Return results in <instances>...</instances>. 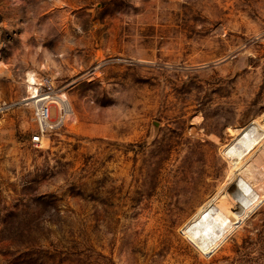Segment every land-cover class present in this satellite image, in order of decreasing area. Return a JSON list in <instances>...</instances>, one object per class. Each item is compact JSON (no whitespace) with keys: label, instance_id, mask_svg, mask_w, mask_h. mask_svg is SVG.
Masks as SVG:
<instances>
[{"label":"rangeland","instance_id":"rangeland-1","mask_svg":"<svg viewBox=\"0 0 264 264\" xmlns=\"http://www.w3.org/2000/svg\"><path fill=\"white\" fill-rule=\"evenodd\" d=\"M30 74L70 105L38 144ZM0 99V264H264V202L185 231L263 118L264 0H0Z\"/></svg>","mask_w":264,"mask_h":264},{"label":"bare ground","instance_id":"bare-ground-1","mask_svg":"<svg viewBox=\"0 0 264 264\" xmlns=\"http://www.w3.org/2000/svg\"><path fill=\"white\" fill-rule=\"evenodd\" d=\"M30 80H36L32 74ZM55 102H67L66 95H60ZM233 134V144L225 147L226 155L234 161L233 170L217 193L198 208L185 228L186 234L208 256L264 202V171H258L264 166V115L262 120L248 127L234 129ZM243 137L245 147L249 143L252 145L242 153L240 146L244 144L238 140ZM236 142L240 143L239 147L234 146Z\"/></svg>","mask_w":264,"mask_h":264},{"label":"built area","instance_id":"built-area-1","mask_svg":"<svg viewBox=\"0 0 264 264\" xmlns=\"http://www.w3.org/2000/svg\"><path fill=\"white\" fill-rule=\"evenodd\" d=\"M35 78L34 82L28 81V92L23 103L34 110L37 132L32 136V141L38 144L45 135L61 128L65 116L70 111V105L68 101L63 104L55 102L59 94L50 77L35 76ZM54 108L59 110L57 117L53 115Z\"/></svg>","mask_w":264,"mask_h":264}]
</instances>
